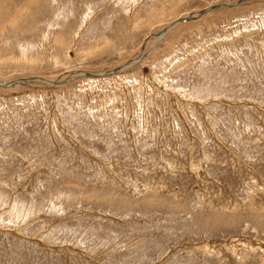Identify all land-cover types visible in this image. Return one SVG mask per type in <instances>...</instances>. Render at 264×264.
Instances as JSON below:
<instances>
[{"label":"rangeland","instance_id":"obj_1","mask_svg":"<svg viewBox=\"0 0 264 264\" xmlns=\"http://www.w3.org/2000/svg\"><path fill=\"white\" fill-rule=\"evenodd\" d=\"M236 1L0 0V264H264V0L152 36Z\"/></svg>","mask_w":264,"mask_h":264},{"label":"water","instance_id":"obj_2","mask_svg":"<svg viewBox=\"0 0 264 264\" xmlns=\"http://www.w3.org/2000/svg\"><path fill=\"white\" fill-rule=\"evenodd\" d=\"M242 1L243 0H237L233 4H227V3L214 4V5H211L209 7H206L203 10L197 12L196 13V16L188 15V16H184V17H179V18L175 19L173 22H171L170 24H168L167 26H165L161 31L152 34V36H159V37L162 36L166 32V30L168 29V27H170L171 25H173V24H175L177 22L194 20V19H197L198 17H200L201 15H203L204 13H206L208 11H211V10L217 8V7H220V6L234 7L236 5H239ZM143 55L144 54L141 52L135 59H132L129 62H131V61H138V60H140V58ZM129 62H126L122 66H119V67L114 68V69H112L110 71H107V72H103L101 74H92V73H85L84 72V73L81 74V76H86V77H91V78H102V77L114 75V74H116L119 71V69H121L122 67L128 65ZM32 80H40V81L48 82V83L55 84V85L62 84L64 82H66V81H53V80H48V79H45V78L40 77V76H30V77L18 78V79H14V80H10V81H5L3 83H0V87L12 85V84H15V83H20V82H23V81H32Z\"/></svg>","mask_w":264,"mask_h":264},{"label":"bare ground","instance_id":"obj_3","mask_svg":"<svg viewBox=\"0 0 264 264\" xmlns=\"http://www.w3.org/2000/svg\"><path fill=\"white\" fill-rule=\"evenodd\" d=\"M0 83H3V81H2V80H0Z\"/></svg>","mask_w":264,"mask_h":264}]
</instances>
